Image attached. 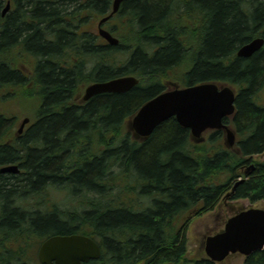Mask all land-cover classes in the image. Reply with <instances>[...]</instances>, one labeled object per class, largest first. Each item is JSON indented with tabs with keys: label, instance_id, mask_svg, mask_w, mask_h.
<instances>
[{
	"label": "trees",
	"instance_id": "1",
	"mask_svg": "<svg viewBox=\"0 0 264 264\" xmlns=\"http://www.w3.org/2000/svg\"><path fill=\"white\" fill-rule=\"evenodd\" d=\"M8 1L0 0V165L17 164L20 171L0 174V264H34L37 239L73 230H91L102 244L101 257L88 264H213L189 260L174 221L198 203L212 209L251 162L255 170L230 199H264V159L254 158L264 154V46L237 55L242 44L264 38V0H185V7L184 0H125L109 22L117 45L95 28L111 0H11L12 10L3 15ZM63 52L73 68L60 63ZM181 69L191 84L236 87L229 119L240 135L235 148L225 147L218 130L199 149L174 117L146 141L132 138L126 121L180 78ZM126 74L140 83L76 103L84 84ZM21 94L30 97L25 108L35 121L18 135L14 107L25 106ZM117 177L132 193L140 190L134 208L136 196L107 209L101 203L83 212L56 206L51 217L20 204L46 201L41 194L52 185L99 192ZM139 201L147 207L137 209ZM245 264H264V249Z\"/></svg>",
	"mask_w": 264,
	"mask_h": 264
},
{
	"label": "water",
	"instance_id": "2",
	"mask_svg": "<svg viewBox=\"0 0 264 264\" xmlns=\"http://www.w3.org/2000/svg\"><path fill=\"white\" fill-rule=\"evenodd\" d=\"M123 0H114L112 12L99 22V31L111 44L117 45L119 39L102 27L103 22L116 13ZM11 8L9 1L3 9L5 15ZM263 38H253L238 48V56H250L263 48ZM139 79L134 75H125L105 81H96L86 87L84 100L105 92H126L133 88ZM235 90L230 85L215 82H203L186 87H175L154 96L145 102L130 119L128 126L138 138L149 137L156 127L168 118L175 116L179 123L191 129L195 140H202L207 128H225L226 143L233 146L236 133L229 128L223 118L235 110ZM30 119L23 120L19 132L23 131ZM254 168L255 166L252 165ZM1 171L16 172L18 165H8ZM246 175L249 172H245ZM245 178L239 179L235 186ZM206 252L214 261L225 259L230 253L241 252L250 255L264 248V208L250 207L231 216L225 228L209 235L206 240ZM101 249L91 237L79 234L54 235L44 241L39 250L43 262L56 264H85L90 259L98 258Z\"/></svg>",
	"mask_w": 264,
	"mask_h": 264
},
{
	"label": "rangeland",
	"instance_id": "3",
	"mask_svg": "<svg viewBox=\"0 0 264 264\" xmlns=\"http://www.w3.org/2000/svg\"><path fill=\"white\" fill-rule=\"evenodd\" d=\"M175 12L170 13L169 19H172V15ZM97 22V21H96ZM97 24V23H96ZM198 37L200 38V27ZM201 38H204V34ZM65 53V52H63ZM63 56V55H62ZM66 56V55H65ZM188 60V58H187ZM182 70V69H181ZM181 70H177V72L180 74ZM91 83V82H90ZM88 83V84H90ZM84 84V86L88 85ZM261 96L264 103V88L261 91ZM29 96L26 94H21L19 96L20 102L24 103L25 106H15L14 111L16 115H18L16 119V125L14 126V131H16L19 127V124L21 120L25 116H30V111L26 109V105L28 106L29 103ZM28 108H31L30 105ZM93 141V139H91ZM84 141L87 142L88 139L84 138ZM101 147V143H98L97 147ZM96 147V148H97ZM102 148V147H101ZM256 158L258 160H263L264 155H257ZM67 184V183H66ZM71 185V186H70ZM65 185L64 183H61L60 185H52L51 187L44 189L43 193L41 194L46 201H43L39 204V202L36 199H30L28 202L21 201L20 204L26 206V208H42L40 209V212H38V215L41 216H54L57 215L55 211V207L60 206L61 209H74V207H77L78 209L81 207V209L88 208V201L89 200H96L97 203H106L109 202V204L119 205L121 204L122 200L113 199L111 200V195L107 191L105 193H99L102 189L98 188L99 192H95L98 196H95L93 194V191H88L85 189H82L79 193L74 196L73 194L70 195V192H73L75 190V186L72 184ZM120 188H116L114 191H118ZM122 195V191H119L115 194L114 198H119ZM75 198V199H74ZM146 199V198H143ZM41 200V199H40ZM116 200V201H115ZM51 201H56L58 204L55 206H52L53 204H48ZM147 201V200H145ZM81 204V205H80ZM264 207V199L258 200V201H251L250 199H236V200H230V199H224L221 200V202L218 204V206L212 211V212H205L204 214L200 215V218L190 222L187 227V247H188V253L187 256L189 259H197L201 257H205V254L203 253V249L201 247V243L205 240L206 236L209 233H213L216 231L222 230V228L225 225V222L229 218V216L237 213L241 209H245L248 207ZM110 207V206H108ZM147 206L143 204L141 201H139V205L137 206V209H144ZM112 208V207H111ZM39 243V239H37L34 243V246ZM199 244H200V251H199ZM203 253V254H202ZM202 254V255H201ZM201 256V257H200ZM215 264H245V256L240 253H235L230 255L226 260L221 262H216Z\"/></svg>",
	"mask_w": 264,
	"mask_h": 264
},
{
	"label": "flooded vegetation",
	"instance_id": "4",
	"mask_svg": "<svg viewBox=\"0 0 264 264\" xmlns=\"http://www.w3.org/2000/svg\"><path fill=\"white\" fill-rule=\"evenodd\" d=\"M125 1V0H124ZM123 1V2H124ZM189 1V0H188ZM187 1V2H188ZM123 2L121 3V6H120V9H121V7H122V4H123ZM187 2L184 0V7L185 6H187L186 4H187ZM190 16L192 17V20H196L194 17H193V14H190ZM190 23H193V21H190ZM182 31H183V29H181ZM186 30H187V28H186ZM184 32V31H183ZM187 32L186 33H184L183 35H181L180 37H183V38H187ZM189 36V35H188ZM63 54V56H62V58H61V60H60V63H65V64H67V63H71V67L73 68L75 65L72 63V60H71V58H69L68 60H67V57L68 56H65L67 53H62ZM200 82V81H199ZM91 83H93V82H91ZM90 83V84H91ZM89 85V84H88ZM75 100H76V98L74 99V97L72 98V100L70 101V103L71 104H73V105H75ZM77 104L79 103V104H81V105H83V104H85V103H81L80 101L78 102H76ZM199 145H200V142H199ZM199 149H200V146H199ZM3 173H8V172H3ZM0 174H2L1 172H0ZM105 186H103V188H104ZM82 189H87V188H85V187H83ZM82 191V190H81ZM102 193H105V190L103 189V191H102ZM126 202H128V199H125V198H123V200H122V202H121V204L123 203V204H125ZM95 203H97L96 202V200H89L88 201V203H87V205H88V208H86V209H81V211L83 212V211H86V210H92V209H94V208H96L95 207ZM103 206H105L106 207V209L108 208V206H112V205H114L113 203L112 204H109V202H106V203H101ZM120 204V205H121ZM81 205V204H80ZM119 205H115V207H118ZM136 206V203H133L132 204V207L134 208ZM202 207V206H201ZM81 208V207H80ZM195 210H198V216H195V217H200V204L196 207H193V208H186L185 210H183L182 212H181V214H179L178 216H176V220L174 221V224H176V227H177V230H175L176 231V233L177 234H179L180 236H181V238L187 243V241H188V238H187V232H188V230H187V227H188V225H187V221L191 218V216H190V213H192V212H194ZM190 217V218H189ZM195 217H193L192 219H194ZM178 218H180V219H178ZM187 219V220H186ZM91 230H73L71 233H77V234H84V235H91V234H88L89 232H90ZM199 249H200V245H199ZM197 262H199L200 263V258L199 259H197L196 260ZM25 263H28V261L25 259ZM37 264H46V263H41L39 260H37Z\"/></svg>",
	"mask_w": 264,
	"mask_h": 264
},
{
	"label": "bare ground",
	"instance_id": "5",
	"mask_svg": "<svg viewBox=\"0 0 264 264\" xmlns=\"http://www.w3.org/2000/svg\"><path fill=\"white\" fill-rule=\"evenodd\" d=\"M10 2H11V0H9ZM8 1V2H9ZM124 1V0H123ZM122 1V2H123ZM8 2H7V4H8ZM121 6V5H120ZM257 38V37H256ZM258 38H263V37H258ZM264 39V38H263ZM109 80V79H108ZM103 81H105V80H103ZM96 82V81H95ZM90 85V84H89ZM9 165H17V164H9ZM18 168H19V166H18ZM20 171V169L18 170V171H16L15 173H17V172H19ZM11 172V171H10Z\"/></svg>",
	"mask_w": 264,
	"mask_h": 264
}]
</instances>
